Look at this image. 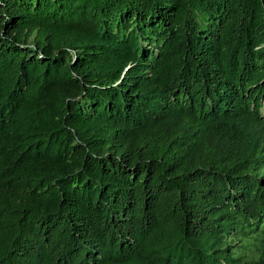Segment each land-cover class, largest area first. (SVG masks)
I'll use <instances>...</instances> for the list:
<instances>
[{
    "label": "trees",
    "instance_id": "16d2710c",
    "mask_svg": "<svg viewBox=\"0 0 264 264\" xmlns=\"http://www.w3.org/2000/svg\"><path fill=\"white\" fill-rule=\"evenodd\" d=\"M0 264H264V0H0Z\"/></svg>",
    "mask_w": 264,
    "mask_h": 264
}]
</instances>
